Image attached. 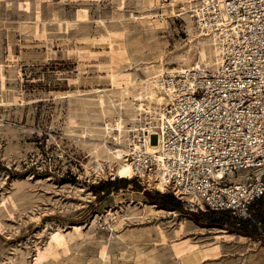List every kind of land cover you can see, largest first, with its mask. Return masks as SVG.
<instances>
[{
    "label": "rangeland",
    "instance_id": "rangeland-1",
    "mask_svg": "<svg viewBox=\"0 0 264 264\" xmlns=\"http://www.w3.org/2000/svg\"><path fill=\"white\" fill-rule=\"evenodd\" d=\"M153 1L0 0V264H34L36 249L44 246L50 233L74 225L81 227V237L57 260L49 258L41 264H86L97 259L101 250L116 264H133L122 256L125 244L115 234L126 230L159 228L163 232L161 239L151 231L152 240L143 245L156 264H179L181 252L221 232L245 236L264 248L257 232L237 228L229 212H189L181 206L178 217L187 219L192 231L178 237L173 234L176 218L171 215L125 220L118 231L105 224L108 210L111 217L115 211L121 216L129 213L127 205L118 204L120 200L148 202L143 192L155 195L159 191L134 177L118 184L124 189L102 192L98 183L115 179L94 175L93 164L89 173L85 171L86 150L98 142L101 127L94 120L96 99L101 91L110 90L101 79L104 75L96 71L110 49L92 47L89 39L106 30L145 47L134 60H122L116 66L118 72L144 78L143 63L152 60L148 48L159 46L169 53L184 50L190 31H197L193 8L177 2L171 9V0ZM55 93L66 96L56 98ZM69 118L75 120L71 133ZM92 127L96 132L90 135ZM107 145H112L110 140ZM211 213L224 215L230 223L223 228L210 226ZM231 223L244 234L230 230ZM219 244L217 258L198 264H251L248 251L236 239ZM256 264H264V253Z\"/></svg>",
    "mask_w": 264,
    "mask_h": 264
},
{
    "label": "bare ground",
    "instance_id": "bare-ground-1",
    "mask_svg": "<svg viewBox=\"0 0 264 264\" xmlns=\"http://www.w3.org/2000/svg\"><path fill=\"white\" fill-rule=\"evenodd\" d=\"M177 2L193 8L197 31L195 34L190 31L189 41L184 50L169 53L159 46L148 48L152 60L143 63L144 78L142 79L118 72L116 66L122 60L126 62L134 60V55L145 50V47L136 42L128 43L122 34L106 30L97 37L89 39V45L92 47L101 46L110 49V52L106 53L107 59L96 65L98 75H104L101 79L106 81L103 83H106L110 90L101 91L96 99L97 114L94 120L100 121L101 127L97 133L98 142L90 143L86 150L88 163L84 168L87 173L93 164L91 168L96 176H109L110 179L138 177L159 192L171 191L167 177L164 176V172L168 173L167 160L175 155L165 147V127L172 123L171 113H167L168 107L174 103L179 93L194 89L196 77L205 75L207 71L213 73L219 69L225 46L237 41L242 30L239 24L233 23L228 13L227 0H171V9ZM26 29L25 27L23 31ZM114 58H118L119 61H114ZM65 96L64 93H55L56 98ZM67 124L68 132L71 133L75 120L69 118ZM93 127L89 129L90 135L96 132ZM106 140H110L112 145H107ZM196 150L200 155L205 153L202 147H196ZM153 165L156 167L154 170L148 169ZM78 191L84 192L80 189ZM88 194H85V198H88ZM118 204L127 205L129 213L121 216L115 211L114 217H111L112 211H107L105 224L114 230L118 231L125 220L140 222L150 217L171 215L176 218L173 228L175 237L192 231L188 220L184 217L179 218L176 211H167L142 200L130 199L127 202L120 200ZM131 205L137 207H129ZM151 231L116 232L117 238L125 244L126 253L122 256L131 259L133 264H156L152 252L146 250L143 245L152 240L150 239L152 232L155 238L163 239L164 234L159 228ZM207 231L219 230L207 228ZM81 235V227L78 225L71 226L66 231L58 229L50 233L44 246L36 249L34 264H41L49 258L57 260L69 244ZM211 239L190 251L181 252L178 256L179 264H198L203 260L217 258L221 253L220 240L236 239L248 251L247 258L251 264H256L260 255L264 253V248L259 246V242L242 235L221 232L211 236ZM112 263L116 264L115 260L101 250L97 259H89L86 264Z\"/></svg>",
    "mask_w": 264,
    "mask_h": 264
},
{
    "label": "built area",
    "instance_id": "built-area-1",
    "mask_svg": "<svg viewBox=\"0 0 264 264\" xmlns=\"http://www.w3.org/2000/svg\"><path fill=\"white\" fill-rule=\"evenodd\" d=\"M227 6L242 30L219 69L196 77L168 107L165 147L175 155L164 176L185 211L229 212L237 228L264 240L263 216L252 213L264 199V0Z\"/></svg>",
    "mask_w": 264,
    "mask_h": 264
},
{
    "label": "trees",
    "instance_id": "trees-1",
    "mask_svg": "<svg viewBox=\"0 0 264 264\" xmlns=\"http://www.w3.org/2000/svg\"><path fill=\"white\" fill-rule=\"evenodd\" d=\"M121 182H127L125 179H120V180H106L98 183V187L102 189V192L107 191L109 192L112 189H124L126 187L124 186H119L118 184ZM143 195L147 199L148 202H150L153 205H156L157 207L167 210V211H178L181 212L182 208L180 205V202L174 198L171 194L167 193H155V195H152L146 191L143 192ZM252 210L255 215H262L264 218V200L260 199L256 201L252 205ZM209 223L210 226L212 227H219L223 228L224 224L226 222L230 223L228 218H225L224 215H220L218 213H211L209 215ZM230 230L232 231H238L240 234H244V231H241L239 229H235L232 227V223L229 225Z\"/></svg>",
    "mask_w": 264,
    "mask_h": 264
}]
</instances>
